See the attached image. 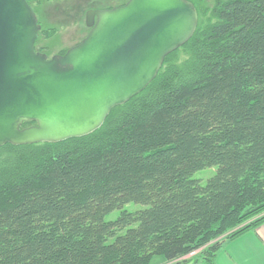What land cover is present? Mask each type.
Segmentation results:
<instances>
[{
    "label": "trees",
    "instance_id": "trees-1",
    "mask_svg": "<svg viewBox=\"0 0 264 264\" xmlns=\"http://www.w3.org/2000/svg\"><path fill=\"white\" fill-rule=\"evenodd\" d=\"M190 1L193 37L100 128L0 147V264H215L264 222V0Z\"/></svg>",
    "mask_w": 264,
    "mask_h": 264
},
{
    "label": "water",
    "instance_id": "water-1",
    "mask_svg": "<svg viewBox=\"0 0 264 264\" xmlns=\"http://www.w3.org/2000/svg\"><path fill=\"white\" fill-rule=\"evenodd\" d=\"M199 24L190 0H127L93 8L82 41L37 51L42 25L27 0H0V147L60 142L100 128L142 92ZM33 121L35 124L23 127Z\"/></svg>",
    "mask_w": 264,
    "mask_h": 264
},
{
    "label": "rangeland",
    "instance_id": "rangeland-1",
    "mask_svg": "<svg viewBox=\"0 0 264 264\" xmlns=\"http://www.w3.org/2000/svg\"><path fill=\"white\" fill-rule=\"evenodd\" d=\"M215 0H204L201 5L212 6ZM118 0H39L33 2V9L42 25L36 42V47L40 52L48 54L49 57L63 53L70 47L80 43L88 34L90 28L86 25V14L93 8H105L109 5H118ZM122 3V2H121ZM53 27L55 33L47 36L46 29ZM216 171V167H207L194 174L195 178L204 182ZM144 207L143 204L131 202L125 205L124 209L135 210ZM120 209H116L106 216V219H114L120 214ZM196 257L193 254L185 258ZM178 261V260H177ZM165 262L162 257H155L150 264H174ZM192 264H202L192 262Z\"/></svg>",
    "mask_w": 264,
    "mask_h": 264
},
{
    "label": "crops",
    "instance_id": "crops-1",
    "mask_svg": "<svg viewBox=\"0 0 264 264\" xmlns=\"http://www.w3.org/2000/svg\"><path fill=\"white\" fill-rule=\"evenodd\" d=\"M215 264H264V222L227 240Z\"/></svg>",
    "mask_w": 264,
    "mask_h": 264
},
{
    "label": "flooded vegetation",
    "instance_id": "flooded-vegetation-1",
    "mask_svg": "<svg viewBox=\"0 0 264 264\" xmlns=\"http://www.w3.org/2000/svg\"><path fill=\"white\" fill-rule=\"evenodd\" d=\"M126 1L127 0H118V2H120L118 5H123V4H125L126 3ZM122 2V3H121ZM109 6H111V5H109ZM113 6H116V5H113ZM112 6V7H113ZM105 8H108V7H105Z\"/></svg>",
    "mask_w": 264,
    "mask_h": 264
}]
</instances>
